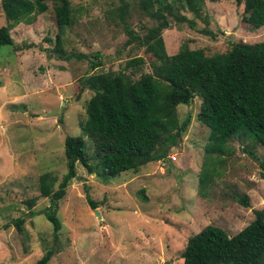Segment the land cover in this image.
Segmentation results:
<instances>
[{
    "label": "rangeland",
    "instance_id": "rangeland-1",
    "mask_svg": "<svg viewBox=\"0 0 264 264\" xmlns=\"http://www.w3.org/2000/svg\"><path fill=\"white\" fill-rule=\"evenodd\" d=\"M71 6L74 21L64 32V50L99 53L98 69L52 53L57 24L51 3L33 24L19 23L10 31L14 46L0 47V264H34L48 248L56 249L48 264H183L187 240L206 226L235 236L253 220L254 210L264 208V179L257 160L244 148L259 158L264 149L234 138L222 155L206 156L209 131L196 121V97L177 107L179 122L189 120V125L165 159L116 177L88 174L76 164V177L59 202L62 228L53 242L52 226L42 214L49 199L40 195L41 179L47 175L57 189L66 172L64 140L81 136L79 124L93 92H80L79 79L117 71L137 57L144 60L141 72L151 73L154 54L136 42L127 45L125 27L142 37L158 23L151 15L157 8L143 10L140 0H71ZM201 7L198 17L184 4L173 9L192 20L194 28L163 13L169 22L161 34L168 55L182 45L211 56L236 42L264 41V26L252 29L235 0H204ZM5 25L0 8V27ZM204 29L214 37L204 35ZM84 141L92 154L93 140ZM205 172L210 175L202 190ZM242 196L248 197L249 207L238 203ZM87 197L97 203L95 209ZM32 198L35 204L29 206ZM19 217L24 219L21 232L12 223Z\"/></svg>",
    "mask_w": 264,
    "mask_h": 264
},
{
    "label": "trees",
    "instance_id": "trees-1",
    "mask_svg": "<svg viewBox=\"0 0 264 264\" xmlns=\"http://www.w3.org/2000/svg\"><path fill=\"white\" fill-rule=\"evenodd\" d=\"M167 1L140 0L143 10L157 8L151 15L158 21L142 37L125 27L127 45L136 42L145 47L146 53L154 54L151 73L141 72L144 60L137 57L127 60L117 71L94 72L79 79L80 92H93L86 104V117L79 124L81 136H67L64 140L66 172L57 189H52L47 175L41 179L40 195L49 199L42 214L52 226L55 244L62 228L57 217L59 202L76 177V164L88 174L116 177L125 171L136 173L144 165L165 159L189 125V120L179 122L177 107L190 105L196 97L200 101L196 121L209 131L206 156L222 155L234 138L264 149V41L236 42L226 52L211 56L182 45L177 53L168 55L161 34L169 28V22L163 13L194 28L192 20L183 14L175 15L173 9L184 4L198 17L204 0H170L172 5L165 4ZM235 2L243 5L244 21L252 29L264 26V0ZM49 3L57 24L52 53L63 61H87L89 70L101 67L99 53L86 55L64 50V32L74 21L71 0H1L6 25L0 27V47L14 46L10 31L19 23L33 24L37 16L47 12ZM118 14L123 20V5ZM202 33L214 37L206 29ZM84 137L93 140L92 154L85 150ZM244 152L257 160L259 175L264 179V156L259 158L248 147ZM209 175L205 172L200 177L202 190ZM44 186L50 188L41 190ZM140 197L145 198L143 194ZM35 201L36 198L30 199L29 206ZM237 201L242 207H249L247 196ZM87 203L92 209L97 207L89 197ZM253 216L233 237L213 225L189 237L182 252L183 264H264V208L254 210ZM12 223L21 232L23 217ZM55 253V248H48L34 264H48Z\"/></svg>",
    "mask_w": 264,
    "mask_h": 264
},
{
    "label": "water",
    "instance_id": "water-1",
    "mask_svg": "<svg viewBox=\"0 0 264 264\" xmlns=\"http://www.w3.org/2000/svg\"><path fill=\"white\" fill-rule=\"evenodd\" d=\"M50 114H52V113H49L48 116H49ZM95 214H96V215L98 216V218H99V215H98V213H97V210H95Z\"/></svg>",
    "mask_w": 264,
    "mask_h": 264
}]
</instances>
